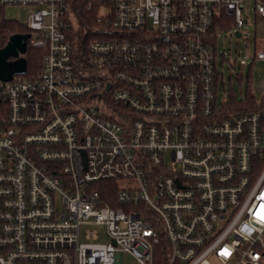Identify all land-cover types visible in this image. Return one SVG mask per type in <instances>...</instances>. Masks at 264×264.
<instances>
[{
  "label": "built area",
  "instance_id": "2783aa9c",
  "mask_svg": "<svg viewBox=\"0 0 264 264\" xmlns=\"http://www.w3.org/2000/svg\"><path fill=\"white\" fill-rule=\"evenodd\" d=\"M245 1L103 0L86 43L69 0H0L45 50L0 81V264H264V95L219 96Z\"/></svg>",
  "mask_w": 264,
  "mask_h": 264
},
{
  "label": "rangeland",
  "instance_id": "374dc122",
  "mask_svg": "<svg viewBox=\"0 0 264 264\" xmlns=\"http://www.w3.org/2000/svg\"><path fill=\"white\" fill-rule=\"evenodd\" d=\"M245 11L243 12L244 20L246 21V28L243 29V36L238 38L232 36L233 29H217L219 35L216 49L218 52V69L223 76L225 89L235 92L238 96L241 91L247 93L253 92L257 98L264 95V64L256 62L246 66H240L241 61L249 63L251 57L256 50V40L258 39V46L262 43L260 40L264 39V19L261 15L255 12L254 2L247 0L244 2ZM6 18L12 21H17L21 24L26 23L28 19V10L22 7L7 6L5 7ZM225 53V56H223ZM10 62L18 65L20 58L16 53L10 58ZM17 71L21 70V66H17ZM221 83L219 96H224V86ZM120 188H125L128 183L126 181L118 182ZM87 229H103L97 225H85L82 227V233ZM107 238H103L102 242H108ZM122 264H135L134 259L128 255L123 254Z\"/></svg>",
  "mask_w": 264,
  "mask_h": 264
},
{
  "label": "trees",
  "instance_id": "16d2710c",
  "mask_svg": "<svg viewBox=\"0 0 264 264\" xmlns=\"http://www.w3.org/2000/svg\"><path fill=\"white\" fill-rule=\"evenodd\" d=\"M72 4V13L76 16V25L78 26L77 35L83 37L86 43L89 41L101 38V28L109 27L106 25V21L99 19V8L103 3V0H69ZM92 3V7L89 8V4ZM228 16V15H227ZM232 24L225 27L226 29H232ZM30 30L17 21H12L6 18L5 7L0 5V49L4 48L9 39L17 34H29ZM44 49H32L28 48L26 54V72L25 74L31 75L32 71L40 72L42 59L44 57ZM11 60V59H10ZM225 89V84L220 79ZM228 93V101L224 104L225 110L228 112L239 111L242 108V103L239 100L238 95L231 91L225 89ZM248 102L253 108H256V98L250 97ZM104 189L108 191L116 192L118 188L116 187V182H104L101 183ZM104 192H106L104 190Z\"/></svg>",
  "mask_w": 264,
  "mask_h": 264
},
{
  "label": "water",
  "instance_id": "95a60500",
  "mask_svg": "<svg viewBox=\"0 0 264 264\" xmlns=\"http://www.w3.org/2000/svg\"><path fill=\"white\" fill-rule=\"evenodd\" d=\"M236 36L239 38L241 34L238 32ZM30 34H17L12 36L7 45L0 49V81H9L13 78L14 74H25L26 61L20 59L18 65L21 66V70L17 71V64L10 62V58L13 57V53L25 54L27 52L28 39Z\"/></svg>",
  "mask_w": 264,
  "mask_h": 264
}]
</instances>
